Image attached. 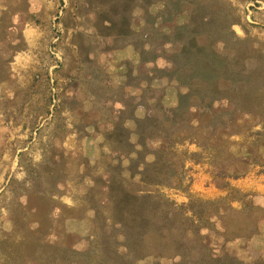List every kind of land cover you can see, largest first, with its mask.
<instances>
[{
	"label": "rangeland",
	"instance_id": "374dc122",
	"mask_svg": "<svg viewBox=\"0 0 264 264\" xmlns=\"http://www.w3.org/2000/svg\"><path fill=\"white\" fill-rule=\"evenodd\" d=\"M164 1L151 0L146 4L144 0H54L51 19L41 22L44 28L41 60L31 67L36 73L33 86L39 100L22 118L24 122H30V115L35 113L31 132H35L37 141L27 139L25 144L17 137H10L6 132L9 122L0 113V264H36L34 259L41 264H63L51 244L64 242L76 249L86 247L92 217L87 208L90 203L83 194L92 185L99 191L94 197L104 200L101 177L106 175L105 155L109 151L105 150L107 147L103 142L114 143L109 134L106 135L110 122L115 120L113 112L116 114L115 109L122 101L125 103L123 110L133 106L139 108L145 89L151 106L154 102L149 96L160 94L158 90L152 93L151 89L160 88L162 82L155 79L147 85L144 75L150 64L140 60L139 50L133 42L127 43L132 34L130 30L136 33L143 27L144 12L156 15V27L167 30L187 21L189 10L196 2L211 1L212 7L207 10H212L224 23L226 16L221 12L229 14L228 17L234 20L229 29L247 41V45L239 47L235 66L251 71L264 86V0H173L176 9L182 11L170 21L162 22L159 11L163 9ZM24 3V0H0V71L6 68L7 58L14 48L11 42L16 39L22 19L28 16ZM18 15L20 19L16 20ZM216 47L230 56V51ZM162 51L168 55L173 49L168 44ZM79 55L89 69L83 67ZM162 63L161 58L157 60L158 65ZM61 68L65 73L63 78L59 74ZM259 90L246 94L245 99L251 101L253 111L245 117L240 116L239 132L228 136L224 143L226 147L231 144L243 152L256 149L264 154L260 145L251 146L252 150L242 146L243 143L250 145L264 123V100L259 96ZM166 92L171 98L170 86L166 87ZM62 104L69 113L60 109ZM135 111L137 115L142 114L141 107ZM206 119L205 114L196 115V128L207 123ZM62 120L64 128L56 125L63 123ZM73 128L78 136L77 141L75 136L74 150L62 148L56 141L57 135ZM98 132L102 133L101 137ZM176 137L179 140L164 157L175 169L171 178L173 184L147 188L158 190L176 204H185L193 198L216 200L226 197L225 203L239 210L230 220V231L238 238L224 239L222 234L207 231L203 243L213 251H230L251 261L252 255L264 249V193L249 189L243 182L264 176V160L249 164L246 172L236 178H226L228 187H223L210 173V149L203 150V156L197 159L190 158L189 154L199 151L200 147L187 139L180 140L179 135ZM26 145L25 155L9 157L12 149L20 151ZM151 158L152 155L148 156ZM239 164L242 163L239 161ZM229 187L237 191L230 194ZM72 202L74 206H70ZM100 211L105 215L111 212L106 207H100ZM222 212L221 207L213 217L214 221L210 220L218 231L225 227L226 220L220 217ZM60 215H64L65 220ZM245 233L252 234L247 237ZM160 243L163 255L159 264H171L172 241L163 237ZM149 245L152 249L159 247L154 240ZM117 248L119 252L124 251L120 246ZM52 251L53 257H48ZM135 264L153 262L141 258Z\"/></svg>",
	"mask_w": 264,
	"mask_h": 264
},
{
	"label": "trees",
	"instance_id": "16d2710c",
	"mask_svg": "<svg viewBox=\"0 0 264 264\" xmlns=\"http://www.w3.org/2000/svg\"><path fill=\"white\" fill-rule=\"evenodd\" d=\"M144 1L151 3V0ZM175 6L173 0L164 1V7L159 11L162 22L170 21L182 11ZM210 7L211 1L196 2L189 10L187 21L167 30L156 27V15L144 12L143 27L136 33L130 30L132 34L127 43L133 42L139 50L140 60L150 64L144 75L147 85L155 79L162 82L160 88L151 89L152 93L158 90L160 94L149 96L154 102L151 106L145 89L139 103L142 114L135 116L133 106L131 125L116 121L108 130L114 142L112 151L117 154L106 165L105 177H101L104 200L94 197L99 191L92 185L83 194L90 203L87 208L92 217V230L86 237L84 249L73 248L64 242L50 245L56 249L57 258L63 264H135L141 258L159 264L163 237L174 244L171 264H264V249L247 262L230 251H213L203 243L207 231L222 234L224 239L238 238L230 231V220L239 210L226 204V197L216 200L193 198L185 204H176L158 190L147 188L173 184L171 178L175 169L164 157L179 140L177 135L180 140L187 139L200 147L199 151L189 154L190 158L197 159L203 156V150L210 149V173L223 187H228L226 178H236L246 172L249 164L264 160V154L256 149L243 152L231 144L228 147L224 144L228 136L239 132L240 116L245 117L253 111L251 101L245 99L246 94L260 89L258 94L264 100V86L251 71L240 70L234 64L239 47L247 45V41L229 29L233 18L225 11L221 12L226 16L224 23L212 10H207ZM201 38L205 41H200ZM168 44L173 51L166 55L162 50ZM216 46L230 51V56L218 51ZM160 58L163 63L158 65ZM169 86L173 92L171 98L166 92ZM122 104L125 105L124 101ZM198 114L207 115V123L196 128L194 118ZM255 134L250 145L243 143L242 146L252 150L251 146L260 145L264 150V123ZM150 155L152 158L148 159ZM231 191L237 190L230 188V194ZM100 207L111 212L105 215ZM221 207L220 217L226 221L225 227L218 231L210 220L214 221L213 217ZM247 219L252 221L248 215ZM251 234L245 233V236ZM153 240L159 246L157 249L149 245ZM119 246L123 252L118 251ZM53 254L54 251L47 256L53 257Z\"/></svg>",
	"mask_w": 264,
	"mask_h": 264
},
{
	"label": "crops",
	"instance_id": "0c3cea01",
	"mask_svg": "<svg viewBox=\"0 0 264 264\" xmlns=\"http://www.w3.org/2000/svg\"><path fill=\"white\" fill-rule=\"evenodd\" d=\"M24 2L28 16L27 18L25 17L22 19L23 24L18 27L16 39L12 42L10 41L11 44H14L12 54L10 55V58H7L6 68L0 71V113L2 118H4L6 122H9L8 126L5 125L9 128V130L6 131L8 132V135H11L10 137H17L23 143L25 142V144H27V139H29L31 142L36 139V137L34 138L35 132H31L33 128L32 119L35 116V113L30 115V122H24V119L22 120V118H24L27 109H32L35 103L39 100L33 86V79L36 76V73L33 72L31 67L36 66L38 61L41 60V39L44 33V28H42L41 22L51 19V16L55 10V4L54 0H24ZM19 17L20 16L18 15L16 20H19ZM81 56L82 55H79V61L84 63L83 67L89 69V66L85 65V61L81 58ZM59 74L62 76V78L65 77V73L62 68L60 69ZM31 95L34 96L31 98ZM123 108L124 105L122 103L117 106L115 109L116 114L113 112L115 120L110 122L111 126L116 121H121L124 125L132 124V119L130 118L131 108L124 110ZM139 108L137 106L134 108L133 113L135 116H139L135 111ZM60 109L62 111L63 109H66L69 113V109L63 104ZM126 110H129L130 114L129 111L126 112ZM62 122L63 123H57L56 125H60L64 128V120H62ZM1 130L2 128L0 129V133L2 132ZM75 131L76 130L73 128L72 130L58 134L56 141L60 143L62 148L66 147L68 150H74L76 136ZM3 133H5V131H3ZM98 133V135L101 137L102 133ZM107 133L109 132L107 131L106 135ZM76 137L77 141L78 136ZM103 145L107 147L105 150L107 152L109 151V153L105 155V157H107L105 161L107 165L112 161L113 156L117 154V152L112 151V143H109L108 145L107 143L105 144L103 142ZM26 148L27 145L23 149H20V151H18V149H12L11 153H9V157H16L17 154L25 155L23 153L25 152ZM258 179H262L264 181V176H261ZM259 180L254 179L243 183L245 186L248 185L246 187L249 189L260 190L264 193V182L260 183ZM72 201L75 205V199ZM73 202L70 206H74ZM60 216H63L62 218L64 219V215Z\"/></svg>",
	"mask_w": 264,
	"mask_h": 264
}]
</instances>
